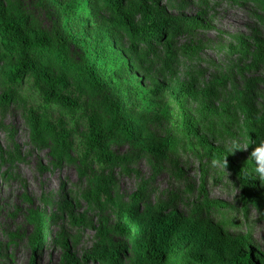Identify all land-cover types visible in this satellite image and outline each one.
<instances>
[{
  "label": "rangeland",
  "instance_id": "1",
  "mask_svg": "<svg viewBox=\"0 0 264 264\" xmlns=\"http://www.w3.org/2000/svg\"><path fill=\"white\" fill-rule=\"evenodd\" d=\"M0 1L41 37L65 38L69 85L53 93L76 105L66 110L33 77L14 78L0 43V264H138L116 230L119 210L140 228L176 226L208 264H230L245 250L264 264V184L255 194L238 173L249 134L264 137V0H149L182 31L171 49L134 42L109 0ZM87 64L97 65L96 90L69 72ZM179 84L192 95L183 107ZM184 108L198 137L183 131ZM113 111L144 129L116 134L105 144L113 161H99L91 127ZM234 140L249 149L229 154L236 169L227 161L224 169L208 144Z\"/></svg>",
  "mask_w": 264,
  "mask_h": 264
},
{
  "label": "trees",
  "instance_id": "2",
  "mask_svg": "<svg viewBox=\"0 0 264 264\" xmlns=\"http://www.w3.org/2000/svg\"><path fill=\"white\" fill-rule=\"evenodd\" d=\"M119 15L121 22L132 34L133 41L140 44L151 45L152 42L162 43L171 49L175 36L179 31V25L173 18L159 17V6L153 7L149 0H132L128 7L125 0H109ZM138 15L135 21L133 16ZM27 18L9 15L7 9L0 1V43L3 58L14 59L12 66L14 78L24 75L33 77L46 95L53 96V89L65 90L69 85V76L66 69L68 60L65 56L66 40L63 36H57L56 42L41 37L31 25L25 26ZM190 28V27H188ZM240 44H244L243 41ZM244 49V46H243ZM247 49V48H246ZM174 57H169L173 62ZM97 65L75 66L69 70L75 82L82 83L84 90H96L101 86L102 80L96 74ZM175 98L181 106L192 98L190 91L183 84H179L173 91ZM53 102H59L62 108L74 111L76 105L68 96L54 95ZM203 114V113H202ZM112 120L104 119L100 125H92L89 146L93 150L94 157L106 162L113 161L106 154V143L115 140L116 134L123 132L128 138L141 132L144 128L140 125L130 126L119 119L118 111L112 112ZM183 131L191 136L198 137V123L189 115L186 108L183 109ZM202 117H206L205 114ZM249 117L248 119H250ZM263 122V119L261 120ZM251 139H258L254 132L249 134ZM50 139L57 143L59 136L55 132L49 133ZM204 137V136H202ZM205 138V137H204ZM207 144V141H204ZM203 144V142L201 143ZM209 148L221 156L228 164L236 169L233 160L226 149L208 144ZM167 144L160 145L159 151L163 152ZM153 151L152 146L148 147ZM226 156V157H225ZM242 170H239V175ZM243 183L255 194H260L259 180L248 181L241 178ZM222 211H229L228 204L224 201L213 202ZM234 216L235 213H228ZM41 226V225H39ZM116 230L130 243L132 253L138 264H208V261L197 250L196 243L188 236L181 235L176 226L166 228H140L129 210H119ZM65 246L69 248L68 242ZM114 261H120L119 254H114ZM230 264H259L251 250L240 251L235 254Z\"/></svg>",
  "mask_w": 264,
  "mask_h": 264
},
{
  "label": "clouds",
  "instance_id": "3",
  "mask_svg": "<svg viewBox=\"0 0 264 264\" xmlns=\"http://www.w3.org/2000/svg\"><path fill=\"white\" fill-rule=\"evenodd\" d=\"M251 151L247 157L248 164L243 166V170L239 176V179L243 178L250 181L259 180L261 184H264V137L258 138L251 143ZM249 147H243L237 141H232L226 145V151L228 154L234 153L237 150H248ZM226 157V156H225ZM217 161H213V164H217ZM222 167L226 168V160L224 158Z\"/></svg>",
  "mask_w": 264,
  "mask_h": 264
},
{
  "label": "bare ground",
  "instance_id": "4",
  "mask_svg": "<svg viewBox=\"0 0 264 264\" xmlns=\"http://www.w3.org/2000/svg\"><path fill=\"white\" fill-rule=\"evenodd\" d=\"M52 186V182L51 181H47L45 184H44V187H47V188H51Z\"/></svg>",
  "mask_w": 264,
  "mask_h": 264
}]
</instances>
